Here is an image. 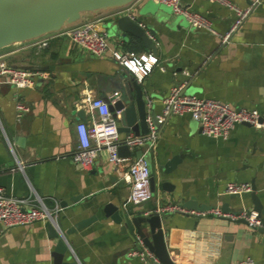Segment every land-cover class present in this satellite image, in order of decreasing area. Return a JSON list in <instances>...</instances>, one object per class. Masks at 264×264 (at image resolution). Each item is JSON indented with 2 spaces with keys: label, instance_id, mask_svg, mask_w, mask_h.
<instances>
[{
  "label": "crops",
  "instance_id": "1",
  "mask_svg": "<svg viewBox=\"0 0 264 264\" xmlns=\"http://www.w3.org/2000/svg\"><path fill=\"white\" fill-rule=\"evenodd\" d=\"M229 1L241 9L253 7V11L227 43L219 35L192 28L184 16L174 15L163 4L134 1L88 13L49 36L45 48L35 46L34 40L3 48L0 61L41 73L31 88L0 86V187L8 195L39 198L50 208H62L54 228L65 235L69 246L61 255L63 264H151L128 256L134 250L131 240L120 224L104 214L108 203L124 207L130 216H144V210L163 204L189 211L225 204L232 211L253 209L251 193L232 197L224 189L229 182L254 183L264 221V130L238 125L223 140L204 135L190 115L170 117L159 127L160 137L150 155L154 196L143 206L131 203L125 172L108 163L105 150L91 169L82 168L73 158L77 124L82 116L88 118L86 97H100L111 104L121 100L127 107L134 104L138 117L134 83L141 86L149 113L160 114L169 91L185 85L187 94L264 114V0ZM182 2L204 15L219 34L228 33L237 18L227 5ZM148 6L156 13H147ZM124 14L154 31L150 37L165 67L164 71L155 69L142 82L110 56L83 51L68 34L73 26L95 20L113 47L148 51L139 40H122L112 34L113 20ZM18 98L30 107L20 119ZM167 167L173 170L166 173ZM94 217L86 227L68 233L79 221ZM50 224L47 220L6 228L0 222V264H56L58 238L52 236ZM164 229L175 264H238L248 257L264 264V233L246 224L172 213Z\"/></svg>",
  "mask_w": 264,
  "mask_h": 264
},
{
  "label": "built area",
  "instance_id": "2",
  "mask_svg": "<svg viewBox=\"0 0 264 264\" xmlns=\"http://www.w3.org/2000/svg\"><path fill=\"white\" fill-rule=\"evenodd\" d=\"M153 1L169 7L176 16H184L194 29L205 30L219 35L223 43L230 41L232 34L238 30L245 19L253 11V7L241 9L229 0H207L227 5L236 12L237 18L230 31L219 34L211 22L202 14L192 12L182 0H136ZM74 45L96 57L110 56L118 65L134 75L135 79L142 82L155 69L165 70L157 53L148 50L137 52L124 51L113 47L108 34L101 30L98 21L88 20L68 31ZM51 37H45L33 44L45 48ZM39 71H28L10 66L0 61V86L3 84L14 85L17 89L31 88L34 80L40 75ZM185 85L173 87L163 99V109L156 114L160 126L172 116L190 115L200 125L204 135L227 140L238 125H248L258 130H264V114L257 109L235 107L232 104L210 98H203L195 94L184 92ZM88 109V118L77 124L78 145L73 155L74 160L84 169H91L95 164L100 151L105 150L107 161L110 165L123 170L125 179L130 188V201L136 206H143L153 199L151 180V165L148 156L151 155L160 137L159 127L149 115L147 118L148 131L145 134H122L119 132V119L121 111L112 112L110 103L100 97L88 95L85 99ZM150 105L151 102L149 101ZM18 119L30 110V107L19 98L16 102ZM125 145L132 156H121L120 146ZM142 151L137 158L135 152ZM253 191L251 183L229 182L224 189L225 195H236L242 198ZM62 208L56 205L48 207L41 199L17 198L8 195L0 187V222L6 228L30 225L38 221H50L56 225V217ZM144 215L182 213L198 217H216L230 221L245 220L251 229L264 228V221L253 209L242 207L237 211L225 212L221 207H214L205 211H189L180 205L163 204L143 211ZM129 257H136L142 261H158L155 255L147 248L132 250ZM177 264H186L177 262ZM238 264H255L251 258H246Z\"/></svg>",
  "mask_w": 264,
  "mask_h": 264
},
{
  "label": "water",
  "instance_id": "3",
  "mask_svg": "<svg viewBox=\"0 0 264 264\" xmlns=\"http://www.w3.org/2000/svg\"><path fill=\"white\" fill-rule=\"evenodd\" d=\"M134 1L136 0H65L64 3L55 11L52 19H50V21L46 24L48 25L47 27L37 31V35L35 34V36L29 34H27V36H15V41H12V38H10L9 35L12 32L21 31L25 27H27L26 22L28 20L23 21V18L8 19L7 21H3L2 23L0 20V50L10 45H16L18 43L33 40L37 41L42 38L51 36L54 33L62 31L68 25L78 23L79 21L84 19V17L88 13L105 8L120 7L124 4H127L128 2ZM4 2L13 4L11 1L0 0V16H9L10 14H14L15 17V6L13 9L8 10L3 7ZM26 11L27 10L22 11V14ZM146 12L155 14L156 10L151 7L147 9ZM92 18L93 17L89 16L88 19ZM82 23L84 22H81L80 24ZM80 24H77L75 26H78ZM111 30L113 31L112 34H117L122 40L132 37L135 40L141 41L145 48L155 52V43L150 37V35H154V31H148L146 29V25H144L142 22H139L134 17H131L128 14L119 15L115 20H113L111 24ZM134 85L137 91L136 104L138 107V117L135 113L134 104H132L131 107H127L121 100L117 101L115 104H111V101L107 100L110 103V109L112 112L121 111V118L119 119V132L122 134H145L148 131L147 118L149 115L155 122L156 126L160 127V123L156 119L155 112H148V107L143 98V91L141 89V86L136 83H134ZM85 120L86 118L82 116V121ZM119 154L121 156H132L131 151H129L128 147L125 145L120 146ZM141 155V150H137L135 152V156L137 158L141 157ZM147 158L149 160V156ZM171 170L173 169L168 167L165 168L166 173L171 172ZM252 188L253 191L250 195L252 203L254 205L253 211L262 218L263 205L256 193V187L254 183L252 184ZM232 197L238 196L232 195ZM61 205L63 207H66V203H61ZM222 209L225 212L232 211L229 207V204H225ZM103 212L107 217H112V219L117 224H120L122 226L121 230L123 234L127 235L131 240L132 248L134 250L141 251L143 250V248H147L155 255L158 261H151V264H175L172 256L169 253V249L165 240L166 230L164 229V221L167 218L166 214L130 216L128 210H126L124 207L116 206L112 203H108L104 207ZM95 218L96 217L79 221L73 227H71L68 233H73L78 229L86 227ZM236 222L247 225V222L245 220H239ZM49 229L52 236L58 238V244L56 247L57 254H55L56 264H63L61 255H63L69 249L66 237L62 232L55 230L53 223L50 224ZM255 230L264 233V228H256Z\"/></svg>",
  "mask_w": 264,
  "mask_h": 264
},
{
  "label": "bare ground",
  "instance_id": "4",
  "mask_svg": "<svg viewBox=\"0 0 264 264\" xmlns=\"http://www.w3.org/2000/svg\"><path fill=\"white\" fill-rule=\"evenodd\" d=\"M7 1V0H6ZM18 6L14 14H10L9 16H0L1 23L3 21H7L8 19H17L23 18V21H26L27 27H25L21 31L12 32L9 37L12 38V41H15V36L18 35L27 36L33 35L37 33V31L41 30L42 28L47 27L46 25L50 19L54 16L55 11L64 3L65 0H17ZM25 3L24 6H19V4ZM34 8V12H23L25 8ZM33 20V21H31ZM31 21V22H30ZM37 35V34H36ZM10 42V41H9Z\"/></svg>",
  "mask_w": 264,
  "mask_h": 264
},
{
  "label": "rangeland",
  "instance_id": "5",
  "mask_svg": "<svg viewBox=\"0 0 264 264\" xmlns=\"http://www.w3.org/2000/svg\"><path fill=\"white\" fill-rule=\"evenodd\" d=\"M7 1H11L13 4H11V3H5L4 2V4H3V7H5L6 9H8V10H11V9H13L14 8V6H15V9H17V6H18V1L17 0H7ZM147 2H152V1H147ZM25 5V3H20L19 4V6H24ZM148 8H150V6H148ZM25 10H27V12H34V8H31V6L29 7V8H25ZM16 12V11H15ZM14 12V13H15ZM112 31V30H111ZM0 54H3V49H1L0 50ZM151 159V156H149V160Z\"/></svg>",
  "mask_w": 264,
  "mask_h": 264
}]
</instances>
